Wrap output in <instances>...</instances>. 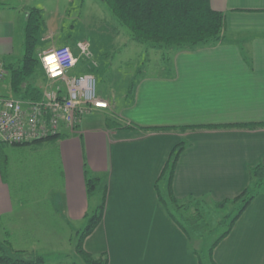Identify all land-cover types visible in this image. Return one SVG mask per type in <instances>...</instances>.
Returning <instances> with one entry per match:
<instances>
[{
  "label": "crops",
  "instance_id": "0c3cea01",
  "mask_svg": "<svg viewBox=\"0 0 264 264\" xmlns=\"http://www.w3.org/2000/svg\"><path fill=\"white\" fill-rule=\"evenodd\" d=\"M4 1L0 0V62L16 67L23 55L25 20L31 7H23V21L16 27L10 14L17 9L8 8ZM209 1L224 16L218 43L173 51L171 67L135 79L129 103L118 111L115 102L97 93L112 109L93 112L73 133L50 140L58 143L62 185H30L22 170L15 173L9 166L4 145H0V241L16 253L43 259L33 245L30 253L22 245L50 241V234L57 239L65 232L71 246L99 204L100 193L92 196L96 208L91 211L86 172L104 178L106 201L100 224L83 242L85 252L106 253L108 264H199L198 254H203L196 239L200 202L216 208L234 201L249 186L250 170L261 163L264 167V128L149 132L264 123V0ZM62 46L70 48L67 44L55 48ZM91 116L103 120L96 122ZM107 117L136 129L107 127ZM181 141L188 146L177 160L172 192L179 203L189 202L188 233L165 211L155 190L171 150ZM57 173L58 165L50 159L47 174ZM70 253L77 258L74 245ZM67 256L45 261L70 264L64 261ZM212 260L216 264H264V192L254 197L215 245Z\"/></svg>",
  "mask_w": 264,
  "mask_h": 264
},
{
  "label": "rangeland",
  "instance_id": "374dc122",
  "mask_svg": "<svg viewBox=\"0 0 264 264\" xmlns=\"http://www.w3.org/2000/svg\"><path fill=\"white\" fill-rule=\"evenodd\" d=\"M4 3L8 8L17 9V12L10 14V17L15 20L16 27L21 24V13L24 6L31 7L29 11L40 9L42 20L37 35L38 52L43 48L48 50L63 44L70 46L69 49L81 63L71 70L68 75L79 77L91 72L96 79L97 93L102 98L115 102L116 111L120 110L123 104L127 105L129 103L131 99L130 91L132 85L135 84V79L146 76L150 72L158 73L161 67H171L170 56L173 50L156 49L152 48L150 43L139 44L133 41L129 30L120 24L101 0H32L31 2L5 0ZM18 40L16 34L15 44ZM80 44H88V49L93 56L92 61L82 60L78 49ZM93 62L96 65H93ZM88 66L92 70H89ZM32 80L39 89L42 91L45 89L46 83L44 82L41 65L36 67ZM2 83L0 84V96L13 98L8 80H4ZM108 105V110H111L112 106L109 103ZM90 119H94L96 122H102L101 120H103V118L95 116H91ZM24 146L26 148L4 146L9 166L14 167L15 173L18 168L22 170L21 174L29 179L30 185H38V183L46 185L50 182L55 185L58 182L62 185L59 172L60 159L57 162V157H59L58 143L47 141L41 147ZM0 158L3 159L1 151ZM50 159L58 165L56 176L47 174ZM241 206L242 203H237L220 210L209 206V204H200L202 216L196 226L199 237L196 238L193 234L191 236L193 239L198 240L199 251L205 253L213 242L228 230L230 221L238 214ZM95 208L96 198L94 197L91 199V211ZM220 221L221 223H219ZM50 236V241L47 239L39 244L28 243L22 245V248L30 253L29 247L33 245L38 254L44 256V259L50 262L67 254L72 258L70 252L73 250L75 241L73 240L70 246L69 237L65 235V232H61L57 239L53 234H50ZM9 247V254L15 255L19 259L29 258L27 255L16 253L10 245ZM73 260L78 262L75 257H73Z\"/></svg>",
  "mask_w": 264,
  "mask_h": 264
},
{
  "label": "trees",
  "instance_id": "16d2710c",
  "mask_svg": "<svg viewBox=\"0 0 264 264\" xmlns=\"http://www.w3.org/2000/svg\"><path fill=\"white\" fill-rule=\"evenodd\" d=\"M111 14L126 27L133 41L139 44H149L152 48L165 50H194L208 45H214L221 39L224 27V16L221 12L213 10L209 0H101ZM42 11L31 9L26 18L24 28L23 46L24 51L19 64L4 66L7 71L9 88L14 98L24 101H38L41 99L42 90L32 80L35 69L40 65L38 54L37 35L40 30ZM92 70V69H91ZM45 82V81H44ZM111 118L105 119L107 127L120 130L136 129L132 125H123ZM225 128H237L255 130L264 128L261 124H246L235 126H184L149 129V132H176L185 133L196 130H216ZM59 138L52 136L47 139L34 141L29 144L42 143ZM0 145H3L0 143ZM28 145V144H24ZM13 145V146H24ZM5 146V145H4ZM188 146L186 141H181L173 147L164 168L155 184L159 203L167 211L173 221L184 232L190 221L188 216L189 202L179 203L172 192V180L177 160L183 150ZM249 186L234 201H224L216 205V209L223 210L228 205L242 203L238 214L230 221L226 230L210 248L203 254H198L199 264H216L212 260V250L231 230L233 224L246 209L249 203L259 193L264 192V167L257 165L249 172ZM87 195L92 198L100 193L99 204L95 211L87 218L85 228L78 234L74 245V253L78 262L73 257H64V261L70 264H108L106 253L92 255L83 250V242L89 237L100 224L106 201V188L103 185L104 178L101 176L84 173ZM199 203V202H197ZM204 202H200L203 204ZM200 206V205H199ZM201 214V213H200ZM202 216V215H201ZM221 223V221L219 222ZM10 247L6 242L0 241V264H47L40 256H32L19 259L9 254ZM80 261V263H79Z\"/></svg>",
  "mask_w": 264,
  "mask_h": 264
},
{
  "label": "built area",
  "instance_id": "2783aa9c",
  "mask_svg": "<svg viewBox=\"0 0 264 264\" xmlns=\"http://www.w3.org/2000/svg\"><path fill=\"white\" fill-rule=\"evenodd\" d=\"M88 48V44L78 45L80 57L84 61H92L93 56ZM53 53L60 61L58 71L62 70L61 74L54 78L49 66L44 62V57ZM69 53L75 57L68 47L62 46L38 54L46 83L40 100L24 101L0 96L1 144L24 145L52 136L71 134L85 116L108 110V103L97 95L96 80L91 73L79 77L68 75L80 62L77 58L76 64L72 65L68 59H64ZM88 69L91 67L88 66ZM6 76L7 71L0 62V83Z\"/></svg>",
  "mask_w": 264,
  "mask_h": 264
},
{
  "label": "clouds",
  "instance_id": "9594fccd",
  "mask_svg": "<svg viewBox=\"0 0 264 264\" xmlns=\"http://www.w3.org/2000/svg\"><path fill=\"white\" fill-rule=\"evenodd\" d=\"M65 51H68L65 49ZM64 59H68L72 65H75L77 62V58L72 57L71 53L67 57H64ZM44 62L49 66V71L52 74L53 78L57 75L61 74V71H58L60 69V61L55 53L44 57Z\"/></svg>",
  "mask_w": 264,
  "mask_h": 264
}]
</instances>
